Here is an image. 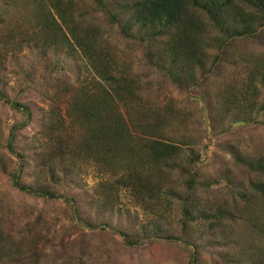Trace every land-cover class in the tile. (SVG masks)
Instances as JSON below:
<instances>
[{
	"label": "trees",
	"instance_id": "16d2710c",
	"mask_svg": "<svg viewBox=\"0 0 264 264\" xmlns=\"http://www.w3.org/2000/svg\"><path fill=\"white\" fill-rule=\"evenodd\" d=\"M99 14L110 26L101 27ZM116 28L127 51L113 42ZM131 49L142 53L141 67L147 73L135 70ZM38 55L46 58L44 71L35 67ZM245 58L253 80L240 85L241 77L229 73L231 84L217 93L234 105L233 124L264 115V99L261 105L257 102L260 93L264 95V0H0V105L23 117L6 128L7 134L0 126V175L21 196L67 206L73 226L89 230L110 227L113 217L120 218L125 198L152 219L141 236L130 232L132 224L118 230L125 243L138 245L140 237L188 240L194 244L189 245L191 264H200L201 253L213 250L201 236L220 229L225 221L241 220L251 241L253 234L264 236V153L232 149L235 164L245 171L236 182L232 172L221 180L235 211L215 208L219 202H209L211 197H203L200 208L196 166L201 156L193 144L194 132L186 133L175 102L158 99L166 85L186 94L210 88L218 68L235 59L239 73ZM70 61L79 63L81 78L69 79L74 73ZM149 73L156 80L153 98L146 96ZM11 77L21 96L32 84L48 88L42 95L47 108H42L38 130L29 138L24 133L35 120L31 106L3 94ZM169 128L180 129V142L172 140L178 135ZM89 173L96 179L91 203L98 216L110 214L106 224L105 219L101 224L84 220L77 207L74 189L85 188ZM244 176L246 186L241 184ZM221 180L213 179L217 184ZM237 198L245 205L237 206ZM8 200L0 198V264H40L43 250L37 244L53 237L49 228L40 229L46 217L34 208L26 227L15 234L5 214ZM80 247L69 242L71 252L61 259L77 250L69 262L85 264ZM207 263L217 264L210 259ZM257 263L264 264V259L257 258Z\"/></svg>",
	"mask_w": 264,
	"mask_h": 264
},
{
	"label": "rangeland",
	"instance_id": "374dc122",
	"mask_svg": "<svg viewBox=\"0 0 264 264\" xmlns=\"http://www.w3.org/2000/svg\"><path fill=\"white\" fill-rule=\"evenodd\" d=\"M98 18L102 23L101 27L105 29L110 26L105 18L100 17V14ZM115 30L117 28L113 30L112 34L114 44L119 46L121 50L127 51L126 43L115 34ZM128 51L134 60L135 70L139 69L142 74L147 73L146 69L141 67L142 53L134 49ZM232 52L236 53V48ZM242 53L244 54V48ZM27 57L29 58L28 54L24 57L25 60ZM213 57L214 54L212 53L210 62ZM230 60L233 62L232 65L226 62L224 66L218 68V73L212 77L214 80L212 87L186 94L177 91L171 85H166L162 87L161 95L158 98L161 99V102L168 101L172 104L175 102L178 105V109L183 113L184 117L179 120L186 124V133L189 131L191 133L194 132L193 144L195 142V149L201 156L196 166L198 176L201 178V184L199 183L197 186V196L200 198L198 206L200 208L203 207L204 203L201 201L203 197H211V200L207 201L219 202L214 205L216 206L215 208L223 207L225 211H235L236 207H234L235 202L231 197L232 195L227 193L226 182L221 180V177L232 172L233 180L236 182L241 172L245 171L243 166L235 164L231 155L232 149L235 148L250 155L264 153V115H260L261 117L257 119H252L249 123L233 124L231 117L234 116L230 114V110L234 105L232 103L229 104L225 95L217 94L231 84L229 83L231 78L227 76L229 73L237 74L241 77L240 85L253 80L252 74L247 72L248 64L246 58L242 62L244 65L243 70H240L239 73L235 69V67H241L239 63L235 59ZM24 62L23 60L20 65L22 66ZM29 62L34 63V59L30 57ZM45 62L46 58L44 60L42 55L35 57V67L38 70L44 71ZM70 64L73 65L74 73L70 74L69 79L81 78L82 73L78 68L79 63L70 61ZM225 67L232 68V72ZM149 75L148 81L151 86L146 96L153 98L156 80L153 73H149ZM60 79L58 81L62 83ZM25 88H27V91L21 96L16 81L11 77L3 88V94L9 99L18 98L31 106L35 120L24 133L29 138L30 135L38 130L37 126L42 117V108H47L46 98L43 99L42 95L47 93L48 88L46 85L40 88L38 84H32ZM203 95H206L205 99ZM263 99L264 95L261 92L257 101L259 105L263 103ZM151 100L154 101L155 99ZM21 121H23V117L20 114L0 105V126L5 128L3 129L5 134H7L8 129L6 128L8 126L10 127V125ZM180 126H182V123ZM172 128L167 129L169 133H177L178 135L171 137L172 140L180 142L178 132L180 129L174 131ZM188 145L191 144L188 143ZM188 145H182V147ZM184 150L189 154L190 148ZM28 174L29 172L27 171L25 179L29 182ZM217 177L221 180L218 184L213 181ZM246 180L247 177H242L241 184L246 186ZM84 181L86 184L85 188L78 186L74 189L75 198L79 201L77 207H80L82 218L93 224H101L102 220L105 219L106 224L110 214L98 216L96 209L91 203L96 179L92 173H89L84 177ZM6 183H8L6 178L0 175V198L3 199L5 197L6 200L9 197L5 214L9 223L13 224L11 226H13L15 234L18 230H21L20 228L26 227L32 217L34 208L37 210L36 214L43 211L42 214L46 217V219H43L45 222L40 226V229L49 228L53 237L49 240L43 239L37 244L39 250H43V254L41 253L40 255V264H50V259H53L55 264H64V262L71 264L69 259L77 253V250H74L72 255L70 254L61 259L65 254L71 252L67 248V244L71 241L80 244L81 247L79 249H82V259L85 264H191L190 253L192 254V252L189 249V245L194 244L188 240H185L184 243H179L166 241L165 239L154 240L149 237H146V239L140 237V244L128 246L119 235L118 230L125 231L127 226L132 224L130 225L132 227L130 232L133 233L134 237L141 236L142 233L139 232H141L143 227L151 225L152 219L148 211L143 210L141 207H135L125 198L119 205L121 209L120 218L113 217L110 227L99 225L95 230H89L82 224L73 226L70 220L72 214L67 206L62 204H50L49 206L40 200L21 196ZM182 189L183 187L180 190ZM241 200L237 198V206L245 205L242 202L243 200ZM207 201L204 200L203 202ZM253 207L254 211L257 212L258 202ZM173 210L177 213L179 212L177 204L173 206ZM162 221L161 225L163 226L166 222ZM232 221H225L220 229L201 236V242L212 244L214 252L212 249L202 252V256L198 257L200 264H209L207 263L209 259L214 260L217 264H256L257 258L264 259V236L253 234L252 242L247 237L251 233L241 225V220L235 218ZM64 232L65 234L62 235ZM258 246L263 248L262 253L257 249ZM44 254L46 255L43 258ZM47 255H49L48 259H46ZM225 255L229 256L223 262L222 258Z\"/></svg>",
	"mask_w": 264,
	"mask_h": 264
}]
</instances>
